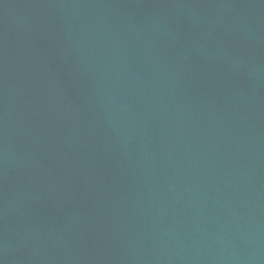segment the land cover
<instances>
[{
    "label": "water",
    "instance_id": "obj_1",
    "mask_svg": "<svg viewBox=\"0 0 264 264\" xmlns=\"http://www.w3.org/2000/svg\"><path fill=\"white\" fill-rule=\"evenodd\" d=\"M0 264H264V0H0Z\"/></svg>",
    "mask_w": 264,
    "mask_h": 264
}]
</instances>
